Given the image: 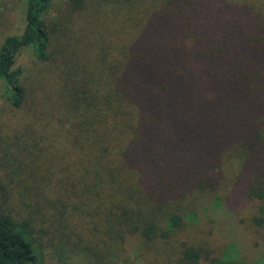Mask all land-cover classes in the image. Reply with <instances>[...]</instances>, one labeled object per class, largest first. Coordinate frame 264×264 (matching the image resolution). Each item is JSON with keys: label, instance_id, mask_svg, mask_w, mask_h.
Wrapping results in <instances>:
<instances>
[{"label": "trees", "instance_id": "1", "mask_svg": "<svg viewBox=\"0 0 264 264\" xmlns=\"http://www.w3.org/2000/svg\"><path fill=\"white\" fill-rule=\"evenodd\" d=\"M22 5L0 40V264L55 245L49 264H112L132 239L147 264H250L235 238L171 242L229 193L264 253V0Z\"/></svg>", "mask_w": 264, "mask_h": 264}, {"label": "rangeland", "instance_id": "2", "mask_svg": "<svg viewBox=\"0 0 264 264\" xmlns=\"http://www.w3.org/2000/svg\"><path fill=\"white\" fill-rule=\"evenodd\" d=\"M22 1L23 0H7L6 8L3 7L4 4H0V12L2 11L4 14L3 23L0 26V40L6 33L11 30L13 31L16 26H18L19 13L23 6ZM60 10V4H55L50 8L47 18L52 19L56 15H59ZM30 59V50L23 49L17 62L21 66L28 68L31 66ZM2 90L3 85L0 81V108ZM228 200L229 202L225 204L226 207H224L223 212L220 211L221 208L219 206L217 209L218 212L196 216V218L191 221L193 223L192 226L176 234L172 238V241H170L175 247L178 246L181 238L192 239L194 242L207 240L213 246L223 243L226 245L228 242L232 241V238H235L237 240L236 243L240 246V250H248V252L251 253L249 255L250 264H264L263 248L255 249L254 241L258 240V237L253 226L249 224L250 213L253 212L255 207L252 202L241 200L238 196L231 195L230 193ZM208 217H211V220L207 222L206 218ZM132 240L131 242L127 241L117 250L118 254L113 257L112 261L114 262L112 264L148 263L151 257L149 258L142 252H139L138 249L140 244L136 240ZM57 247L58 246L55 245V247L45 250L48 264L53 261L55 262L57 253L61 252V249ZM156 256L157 254L153 255V258ZM65 257V261H67L68 264H87L88 262V257L78 249L65 253L64 258Z\"/></svg>", "mask_w": 264, "mask_h": 264}]
</instances>
